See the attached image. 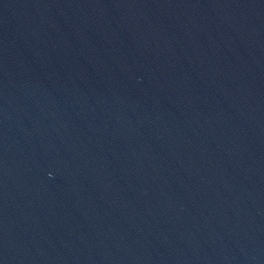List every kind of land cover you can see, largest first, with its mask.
<instances>
[{"label": "water", "instance_id": "95a60500", "mask_svg": "<svg viewBox=\"0 0 264 264\" xmlns=\"http://www.w3.org/2000/svg\"><path fill=\"white\" fill-rule=\"evenodd\" d=\"M0 264H264V0H0Z\"/></svg>", "mask_w": 264, "mask_h": 264}]
</instances>
